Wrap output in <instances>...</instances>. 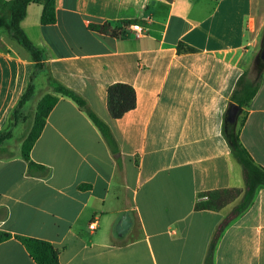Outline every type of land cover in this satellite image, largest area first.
<instances>
[{
    "label": "crops",
    "instance_id": "obj_1",
    "mask_svg": "<svg viewBox=\"0 0 264 264\" xmlns=\"http://www.w3.org/2000/svg\"><path fill=\"white\" fill-rule=\"evenodd\" d=\"M41 9L30 3L21 21L46 54L40 70L0 29V133L10 131L0 144V230L49 242L60 264H264V187L211 252L234 203L195 207L205 192L244 189L225 130L230 105H239L232 93L260 72L235 128L264 168V69L257 65L264 0H55L49 25L40 24ZM103 23L118 35L90 27ZM31 75L34 100L10 118ZM53 81L81 95L107 123L118 153L71 98L56 94L30 151V160L49 171L28 172L20 153L26 133L16 129L31 108L32 122L41 96L54 93ZM115 82L135 91L134 108L118 119L107 109L106 89ZM126 212L131 224L117 234ZM0 264L36 263L11 237L0 242Z\"/></svg>",
    "mask_w": 264,
    "mask_h": 264
},
{
    "label": "trees",
    "instance_id": "obj_2",
    "mask_svg": "<svg viewBox=\"0 0 264 264\" xmlns=\"http://www.w3.org/2000/svg\"><path fill=\"white\" fill-rule=\"evenodd\" d=\"M30 3H39L42 6L40 24L49 25L55 23V0H0V29L5 30L10 37L15 39L30 53L34 61L35 70H40L45 65L46 54L42 49L36 47L32 43L21 26V21L24 19L27 6ZM132 22L134 21H122V23L126 25H129ZM90 27L97 28L100 32L110 34L111 36L118 35V29L116 27L111 28L108 23H103L99 26L91 25ZM179 46L188 51H194L192 47L183 43H179ZM257 65L261 70L264 69V60H262L260 56L258 57ZM261 76L260 72L254 83H250L248 86H242L239 91L238 88L235 89L232 93V99L239 105H247L259 85ZM241 81L242 78L238 80L237 87L240 85ZM33 92L34 87L31 75L29 77L28 86L19 100L17 107L12 111L10 118H16L19 109L25 102L31 99ZM53 92L55 94L46 93L38 100L35 106L31 126L21 141L20 153L23 159L27 161V168L30 174L35 176H44L49 171L47 166L30 160V151L35 140L38 138L43 129L46 117L58 100V96L56 94L71 98L97 127L105 142L109 146V149L118 153V146L112 135L110 127L90 108L86 100L81 95L57 81H53ZM106 96L107 109L112 118H121L125 112L131 110L135 106V91L133 87L127 83L115 82L108 85L106 89ZM227 126L225 135L230 145L231 152L243 168L244 189L239 202L235 204L230 213L223 218L215 231L210 243L209 252L213 250L224 228H226L233 220L249 208L257 189L259 187H264V168L254 163L250 154L241 143L239 131L235 128V123L228 124ZM9 135L10 131L8 129L1 132L0 144L7 139ZM85 186L87 185H80V187ZM240 192V190L235 188L208 191L201 194V199L196 203L195 207L196 209L215 210L221 208L226 203H229V201L238 196ZM232 193H235L236 195L233 196ZM11 237L18 239L23 244L36 264H60L57 251L49 242L32 237L12 235L10 232L0 230V242Z\"/></svg>",
    "mask_w": 264,
    "mask_h": 264
},
{
    "label": "water",
    "instance_id": "obj_3",
    "mask_svg": "<svg viewBox=\"0 0 264 264\" xmlns=\"http://www.w3.org/2000/svg\"><path fill=\"white\" fill-rule=\"evenodd\" d=\"M259 56L262 60H264V33L262 37ZM239 109H240V106L235 103H232L230 105L228 116H227V120L230 124H234L236 122ZM130 224H131V218L129 214L126 212L123 214V216L120 218L119 222L116 225L117 234L125 233L127 229L129 228Z\"/></svg>",
    "mask_w": 264,
    "mask_h": 264
},
{
    "label": "rangeland",
    "instance_id": "obj_4",
    "mask_svg": "<svg viewBox=\"0 0 264 264\" xmlns=\"http://www.w3.org/2000/svg\"><path fill=\"white\" fill-rule=\"evenodd\" d=\"M37 88H38V86L36 84V89ZM36 94H38L37 91H36ZM36 97H37V95H36ZM36 97H35V99H36ZM33 100L34 99L31 98V100L27 103V105L32 104ZM32 111H33V108H31V110L27 111L26 117H28V118L26 119V122L25 123L22 122V123L18 124L16 131H22V133H24V134L27 133L26 131L29 127V124L32 123L31 120H29L32 117ZM232 194H233V196L236 195L235 193H232ZM241 194H242V192H240L238 196L234 197L229 202L234 203V205L237 204L240 200Z\"/></svg>",
    "mask_w": 264,
    "mask_h": 264
},
{
    "label": "built area",
    "instance_id": "obj_5",
    "mask_svg": "<svg viewBox=\"0 0 264 264\" xmlns=\"http://www.w3.org/2000/svg\"><path fill=\"white\" fill-rule=\"evenodd\" d=\"M131 28L135 31V33H136L137 35H140V34L143 33V29H142V27H141L138 23H134V24H132V25H131ZM89 227H90V228H94V223L91 222V223L89 224Z\"/></svg>",
    "mask_w": 264,
    "mask_h": 264
}]
</instances>
